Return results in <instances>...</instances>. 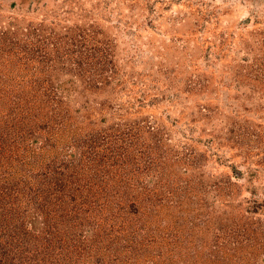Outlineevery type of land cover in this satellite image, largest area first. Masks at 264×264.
<instances>
[{"label": "rangeland", "instance_id": "rangeland-1", "mask_svg": "<svg viewBox=\"0 0 264 264\" xmlns=\"http://www.w3.org/2000/svg\"><path fill=\"white\" fill-rule=\"evenodd\" d=\"M0 264H264V0H0Z\"/></svg>", "mask_w": 264, "mask_h": 264}]
</instances>
